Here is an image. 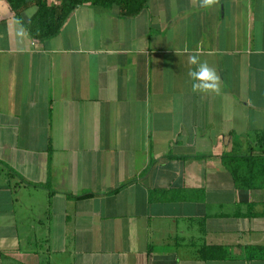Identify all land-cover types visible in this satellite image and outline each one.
<instances>
[{
    "label": "crops",
    "instance_id": "obj_1",
    "mask_svg": "<svg viewBox=\"0 0 264 264\" xmlns=\"http://www.w3.org/2000/svg\"><path fill=\"white\" fill-rule=\"evenodd\" d=\"M192 51L219 95L192 91ZM261 133L264 0L80 5L43 41L0 0V264H264L245 253L264 246V189L221 159Z\"/></svg>",
    "mask_w": 264,
    "mask_h": 264
},
{
    "label": "trees",
    "instance_id": "obj_2",
    "mask_svg": "<svg viewBox=\"0 0 264 264\" xmlns=\"http://www.w3.org/2000/svg\"><path fill=\"white\" fill-rule=\"evenodd\" d=\"M18 18L22 21L30 37L36 41H43L60 33L67 20L80 5H91L106 10L117 7L119 16L134 17L148 7L149 0H8ZM35 8L32 15L28 10ZM260 137L261 151H242L234 140L232 150L223 152L222 163L231 173L234 183L239 190L248 191L264 189V134ZM14 173V172H13ZM48 187V184H33ZM88 195V194H85ZM77 198L76 195H69ZM253 206V204H251ZM239 213V212H238ZM237 215H241V213ZM252 213V212H251ZM257 214V213H256ZM250 214V215H256ZM228 216V215H225ZM205 219L201 220L205 224ZM246 258L264 259L263 245L245 246ZM198 255L203 260H222L229 258L230 249L222 244H203Z\"/></svg>",
    "mask_w": 264,
    "mask_h": 264
},
{
    "label": "clouds",
    "instance_id": "obj_3",
    "mask_svg": "<svg viewBox=\"0 0 264 264\" xmlns=\"http://www.w3.org/2000/svg\"><path fill=\"white\" fill-rule=\"evenodd\" d=\"M195 3L201 9H211L219 5V0H195ZM187 60L193 66L188 72V77L192 81V91L219 95L222 78L217 69L210 66L206 60H202L198 51H192Z\"/></svg>",
    "mask_w": 264,
    "mask_h": 264
}]
</instances>
